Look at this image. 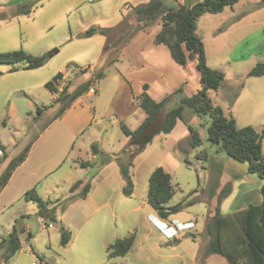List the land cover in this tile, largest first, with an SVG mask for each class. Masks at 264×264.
<instances>
[{"label": "rangeland", "instance_id": "1", "mask_svg": "<svg viewBox=\"0 0 264 264\" xmlns=\"http://www.w3.org/2000/svg\"><path fill=\"white\" fill-rule=\"evenodd\" d=\"M149 1L0 0V53L24 50L47 56L59 50L47 56V63L37 69L11 71L13 65L0 64V146L8 152L4 158L0 151V181L11 160L34 146L28 163L21 166L8 186L0 189V240L14 224L26 229L20 234L21 249L8 263L0 251V264H228L227 258L219 254L205 257L211 238L207 232L210 208L216 206L221 195L219 207L224 214L261 203L264 179L250 171L248 162L236 160L209 140L210 114L199 115L185 108L183 119L171 132L156 133L145 144L130 168L134 184L131 196L123 192L125 181L119 161H127L138 145L130 144L120 123L135 129L146 118L137 99L131 97L128 104V92L122 89L123 98L113 104L117 114L110 115L108 123L105 121L107 131L96 125L88 130L90 119L84 120L80 139L69 153L70 137L65 124L54 120L62 104H51L53 96L46 83L59 72L64 74L59 86L68 87V91L95 78L98 71L104 72L103 78L94 79L96 94H82L78 105L83 114L84 105L92 103L98 112H103L111 104L114 89L120 90L117 82L123 74L135 87L141 76L138 72L151 70L149 75L153 76L155 71L160 79L151 82L162 93V84L158 83L166 80L163 74L179 72L182 92L173 102L202 88L195 59L181 66L162 48L154 49V37L162 22L142 28L143 21L136 13V7ZM164 1L177 5L176 0ZM178 1L195 4L200 0ZM91 27L108 32L83 37ZM197 33L204 43L208 65L225 76L219 89L208 90L213 105L220 107L225 116H233L238 127L251 125L261 132L264 75H249L258 62H264L261 0H239L234 8L203 12L197 20ZM163 116L164 113L155 128ZM189 125L201 138L196 147L190 144ZM95 142L102 152L96 155L90 172L80 166L71 168L75 156L92 158ZM59 154H63L62 159H56ZM107 156L112 159L106 160ZM57 166L59 169H54ZM158 166L172 175L174 195L167 205L184 202L182 211L167 221L158 218L159 224L152 217L157 212L147 202L149 178ZM83 178L93 184L90 198L71 201L69 197L77 193L70 191L71 184ZM35 185L44 199L67 204L56 211L61 222L45 225L37 203L24 198ZM191 201L195 202L188 205ZM104 202L107 203L102 205ZM165 223L169 225L166 230ZM61 228L72 231L66 247L60 245ZM133 232L137 239L130 252L109 258L108 245Z\"/></svg>", "mask_w": 264, "mask_h": 264}, {"label": "trees", "instance_id": "2", "mask_svg": "<svg viewBox=\"0 0 264 264\" xmlns=\"http://www.w3.org/2000/svg\"><path fill=\"white\" fill-rule=\"evenodd\" d=\"M239 0H200L195 4L177 3L175 6L168 5L164 0H150L143 6L136 7V13L143 21V26H152L158 20L162 22L161 30L156 34L154 42L165 44L171 53L173 60L179 65L185 66L189 60L197 61L196 67L200 72L202 88L197 92L182 96L178 102H173L182 87L165 96L162 100H155L148 93V86L144 85V91L138 97L139 105L145 110V120L135 129H131L126 123L121 122L123 133L130 138V144H137V149L130 152L128 160H120L119 166L125 181L123 192L131 196L134 191V184L130 168L133 166L134 156L142 151L145 144L150 142L156 133L171 132L179 119H183L185 108L195 114H210L212 123L209 127V140L220 145L230 156L242 162H248L251 172L257 173L264 179V153L263 139L264 127L258 132L253 126L238 127L233 116L227 117L223 110L214 106L208 96V90L219 89L224 80V73L211 68L207 63L205 47L202 38L197 33V20L203 12H221L227 6H233ZM264 5V0H261ZM24 12H28L25 10ZM108 29L96 27L89 28L83 33V37H92L97 34H104ZM48 57L33 55L24 50H15L0 53V64H11V71L19 69H37L47 63ZM63 72L57 73L53 80L46 83V87L53 93L59 92V81L63 78ZM251 76L264 75V62H258L249 72ZM103 71H98L95 78L81 83L75 90L68 91V87L62 89L56 99L57 104L61 103L59 111L54 119L61 116L71 103L82 94L89 91L94 79L103 78ZM53 106V105H50ZM164 113L161 124L155 128L154 124ZM190 144L193 147L201 143L199 133L191 126H188ZM28 148L24 153L12 159L7 170L0 181V189L10 179L13 171L27 157ZM4 158L8 156L5 146H0ZM93 154L101 153L99 145L92 144ZM112 159L107 156L106 160ZM94 162L82 160L83 167L93 166ZM92 189V182L88 178L79 179L71 185L70 191L78 193L69 197L71 201L85 199ZM262 202L250 204L248 207L233 211L228 214L221 212L219 204L211 207L210 222L207 225V232L211 237L205 250V257L211 254H219L227 258L228 264H264V185L261 189ZM174 195L172 175L162 166L154 169L149 178L147 202L157 212L160 219L167 220L171 215L177 214L184 208V202L168 206V202ZM26 200L35 201L38 205L39 215L45 225L61 222L58 218L59 207L65 209L67 204L57 200L44 199L37 191L36 186L25 192ZM191 201L188 205L193 204ZM26 229L19 228L14 224L7 236L0 240V251H3V258L8 263L11 258L21 249L22 242L20 234ZM60 245L66 247L72 239V231L68 228H61ZM31 235V233H30ZM137 239L136 232L117 239L107 247L108 257L114 258L127 255L133 248Z\"/></svg>", "mask_w": 264, "mask_h": 264}, {"label": "crops", "instance_id": "3", "mask_svg": "<svg viewBox=\"0 0 264 264\" xmlns=\"http://www.w3.org/2000/svg\"><path fill=\"white\" fill-rule=\"evenodd\" d=\"M177 3H180L178 0H176ZM238 3V2H237ZM237 3H235L234 5H236ZM191 4H194V3H191ZM234 5L233 6H227V7H231V8H234ZM162 28V27H161ZM97 36V35H96ZM156 36V35H155ZM155 38V37H154ZM154 44L156 45V47L154 48L155 50H161V48L167 53V54H170V50L169 48L165 45V44H156L154 42ZM172 57V56H171ZM178 64V63H177ZM159 66V65H158ZM156 66V68L158 67ZM182 66V65H181ZM138 69V68H137ZM63 71V70H62ZM139 71V70H136V72ZM150 71L151 70H144L143 73L142 72H138L139 74H141V76L139 77L140 80L139 83L137 82L136 86L134 87L132 81H130L124 74L123 76L120 77V79L118 80L117 82V88H119L120 90L118 91L117 89H114V91L112 92L111 94V104L109 103L107 105V107L105 108V110L103 112H98L97 110V107L94 103H92V105L90 104H86L84 105V108H83V111L85 112V114H83L81 110V106L78 105L80 103V100H81V96L77 97L72 103L71 105L65 110V112L59 116L58 118L54 119V120H57V119H60L61 122H63L65 124V127L67 129V134H68V137H70V142H67V144L69 143L70 145V150H68L67 153H69V151H74L75 150V147H76V144H77V141L80 139V131L82 129V125H80L84 120L86 119H90V122H89V125L90 127L87 128L88 130H90V128L93 127V125H96L99 129H101L102 127H105V131H107V124H105V121L108 123V117L110 115H113V114H117V111H116V108L115 106H113V104L115 105V101L116 99L118 98V101H120L123 96L121 95L122 94V89H126L125 91L128 92V95H127V103L129 104L130 101H131V97L137 99L136 102L138 103V97L142 94V92L144 91V85L146 84L148 86L147 88V91L148 93L151 95L152 98H154L155 100L159 101V100H162L165 96L169 95L170 93L176 91L179 87H181V81H182V77L180 76L179 72L177 73H173V74H168L166 72V74H163L162 78H165L166 80L165 81H160L158 84H162L160 85L163 89V92L162 93H159L158 89L156 88L155 89V85L152 84V80H156V79H160L158 78V76L160 74H157L155 71L153 72V76H150ZM146 79H149V80H146ZM201 80V79H200ZM166 81H168L169 84L166 85ZM169 85V86H168ZM59 87V92L61 91V86H58ZM49 90V89H48ZM59 92L57 93H53L52 92V96H53V101L51 104H53V102H56V99L59 95ZM197 92V91H196ZM195 93V92H194ZM84 94H88L90 96H93L96 94V89H94L93 87L87 91L86 93ZM83 94V95H84ZM139 104V103H138ZM147 116V114H146ZM53 120V121H54ZM145 120V119H144ZM143 120V121H144ZM142 121V122H143ZM79 126V127H78ZM76 127H78L76 129ZM86 129V130H87ZM86 130H84L82 132V136L83 134L86 132ZM106 133V132H105ZM105 138H102V143L104 144V140ZM131 142V141H130ZM90 143V142H89ZM68 146V145H67ZM68 149V148H67ZM48 150L47 149H42L41 151V154H44L46 151ZM65 150H66V146H65ZM34 154V146H32L29 151H28V154H27V157L26 159L19 165L16 167V169L13 171L10 179L8 180L7 182V186H8V183L10 182V180L13 179V177L19 172V170H21V166L24 165V164H27L28 161L31 159V157L33 156ZM63 154H59L56 156V159H62V156ZM97 155V154H96ZM96 155L93 154L92 155V158L91 159H84V158H80L81 156H75L72 160L73 162V165L71 166V168L73 166L75 167H82L83 169H86V173L90 172V169L92 166H89V167H83L81 165V161L82 160H90L92 162H95V158H96ZM61 157V158H60ZM58 163V162H57ZM57 165V164H56ZM54 169L58 170L59 169V166L55 167ZM71 170H67L66 173L68 174H71ZM76 182V181H75ZM74 183V182H73ZM72 183V184H73ZM71 184V185H72ZM6 185L4 186V188L6 187ZM125 185V184H124ZM37 187V185H35ZM3 188V189H4ZM92 190H93V184H92V189L90 191V193L88 194V196L85 198V199H77V200H74V201H79V200H83V201H87L89 198H90V195L92 193ZM78 193V191H76ZM107 202H104L102 205L106 204ZM149 204V203H148ZM239 209H243V208H239ZM237 209V210H239ZM236 211V210H235ZM152 217H154V219L156 220V222L158 223L159 221V217L157 214L155 213H152ZM159 218V219H158ZM164 221H167V220H164ZM55 224V223H54ZM159 224V223H158ZM183 224V223H182Z\"/></svg>", "mask_w": 264, "mask_h": 264}, {"label": "water", "instance_id": "4", "mask_svg": "<svg viewBox=\"0 0 264 264\" xmlns=\"http://www.w3.org/2000/svg\"><path fill=\"white\" fill-rule=\"evenodd\" d=\"M58 51H59L58 49H54L51 52H49L47 56L48 57H52L53 55H55L56 53H58Z\"/></svg>", "mask_w": 264, "mask_h": 264}, {"label": "built area", "instance_id": "5", "mask_svg": "<svg viewBox=\"0 0 264 264\" xmlns=\"http://www.w3.org/2000/svg\"><path fill=\"white\" fill-rule=\"evenodd\" d=\"M167 226H169V225H167L166 223L163 225V227H165V230H166ZM166 233L168 234V231ZM170 236H171V234H170Z\"/></svg>", "mask_w": 264, "mask_h": 264}]
</instances>
